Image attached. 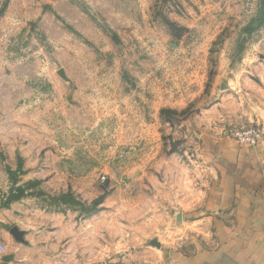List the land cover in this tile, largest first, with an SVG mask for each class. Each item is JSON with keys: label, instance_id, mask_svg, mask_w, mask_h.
Listing matches in <instances>:
<instances>
[{"label": "rangeland", "instance_id": "obj_1", "mask_svg": "<svg viewBox=\"0 0 264 264\" xmlns=\"http://www.w3.org/2000/svg\"><path fill=\"white\" fill-rule=\"evenodd\" d=\"M263 1L0 0L6 261L164 264L201 233L213 143L264 132Z\"/></svg>", "mask_w": 264, "mask_h": 264}, {"label": "crops", "instance_id": "obj_2", "mask_svg": "<svg viewBox=\"0 0 264 264\" xmlns=\"http://www.w3.org/2000/svg\"><path fill=\"white\" fill-rule=\"evenodd\" d=\"M213 144L216 181L202 206L213 216L203 217L201 233L172 248L164 264H264V138L254 146ZM7 219L0 207V264H10Z\"/></svg>", "mask_w": 264, "mask_h": 264}, {"label": "built area", "instance_id": "obj_3", "mask_svg": "<svg viewBox=\"0 0 264 264\" xmlns=\"http://www.w3.org/2000/svg\"><path fill=\"white\" fill-rule=\"evenodd\" d=\"M233 136L239 144L254 146L264 137V132L258 128H240L234 131Z\"/></svg>", "mask_w": 264, "mask_h": 264}, {"label": "water", "instance_id": "obj_4", "mask_svg": "<svg viewBox=\"0 0 264 264\" xmlns=\"http://www.w3.org/2000/svg\"><path fill=\"white\" fill-rule=\"evenodd\" d=\"M10 232L15 236V237H19V235H18V233H16V231L14 230V228H12L11 230H10ZM10 257H6V258H4L5 260H8Z\"/></svg>", "mask_w": 264, "mask_h": 264}, {"label": "trees", "instance_id": "obj_5", "mask_svg": "<svg viewBox=\"0 0 264 264\" xmlns=\"http://www.w3.org/2000/svg\"><path fill=\"white\" fill-rule=\"evenodd\" d=\"M263 5H264V1H263ZM264 9V8H263Z\"/></svg>", "mask_w": 264, "mask_h": 264}]
</instances>
